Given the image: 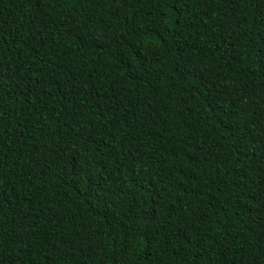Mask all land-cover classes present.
Returning <instances> with one entry per match:
<instances>
[{
  "label": "trees",
  "instance_id": "1",
  "mask_svg": "<svg viewBox=\"0 0 264 264\" xmlns=\"http://www.w3.org/2000/svg\"><path fill=\"white\" fill-rule=\"evenodd\" d=\"M0 264H264V0H0Z\"/></svg>",
  "mask_w": 264,
  "mask_h": 264
}]
</instances>
